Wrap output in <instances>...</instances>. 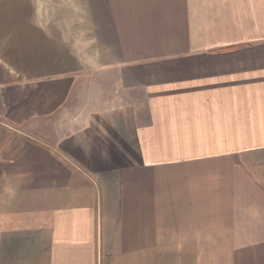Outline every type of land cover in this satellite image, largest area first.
I'll return each mask as SVG.
<instances>
[{
  "label": "crops",
  "instance_id": "0c3cea01",
  "mask_svg": "<svg viewBox=\"0 0 264 264\" xmlns=\"http://www.w3.org/2000/svg\"><path fill=\"white\" fill-rule=\"evenodd\" d=\"M0 264H264V0H0Z\"/></svg>",
  "mask_w": 264,
  "mask_h": 264
},
{
  "label": "rangeland",
  "instance_id": "374dc122",
  "mask_svg": "<svg viewBox=\"0 0 264 264\" xmlns=\"http://www.w3.org/2000/svg\"><path fill=\"white\" fill-rule=\"evenodd\" d=\"M3 71L4 73H6L8 70L6 71L5 69L0 68V110L7 109L9 106V103H8L9 96H8V91H7L8 87L6 85L3 86L1 83V80H3L1 74H4Z\"/></svg>",
  "mask_w": 264,
  "mask_h": 264
},
{
  "label": "trees",
  "instance_id": "16d2710c",
  "mask_svg": "<svg viewBox=\"0 0 264 264\" xmlns=\"http://www.w3.org/2000/svg\"><path fill=\"white\" fill-rule=\"evenodd\" d=\"M107 264H109V262H107Z\"/></svg>",
  "mask_w": 264,
  "mask_h": 264
}]
</instances>
